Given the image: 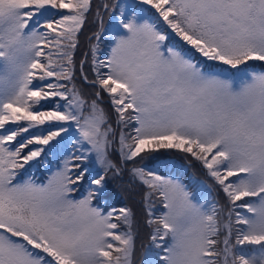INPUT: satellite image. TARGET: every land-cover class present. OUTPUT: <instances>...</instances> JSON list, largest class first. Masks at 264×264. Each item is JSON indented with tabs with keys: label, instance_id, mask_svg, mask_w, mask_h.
Masks as SVG:
<instances>
[{
	"label": "snow or ice",
	"instance_id": "1",
	"mask_svg": "<svg viewBox=\"0 0 264 264\" xmlns=\"http://www.w3.org/2000/svg\"><path fill=\"white\" fill-rule=\"evenodd\" d=\"M125 171L140 264H264V0H0V264H134Z\"/></svg>",
	"mask_w": 264,
	"mask_h": 264
},
{
	"label": "trees",
	"instance_id": "2",
	"mask_svg": "<svg viewBox=\"0 0 264 264\" xmlns=\"http://www.w3.org/2000/svg\"><path fill=\"white\" fill-rule=\"evenodd\" d=\"M95 3H100V0H94ZM111 2V0H110ZM117 2H123V0H117ZM105 27L111 23V18L108 14L104 15ZM100 28L99 22L93 23V18L90 16L88 23L84 26L80 34V47L77 49L75 54V59L77 61V66L79 65V60L83 58V54L88 50V37L93 33L98 31ZM102 52H107L106 41L101 42ZM49 164H39L34 168L29 169V172L34 174L39 182H43L48 174V169L52 167L56 161L52 160L51 157H47ZM160 159H167L169 161V167L162 168L159 163ZM143 165L146 168H151L153 170L160 171L164 175H175L184 179L189 184H195L197 181H202L205 176L200 169L198 164H189L187 161L183 160L179 154L174 153H163L156 155L155 159H146L143 161ZM131 177L127 171L124 172L123 176L117 178L116 180L110 181V187L112 189V196L109 200L110 204L121 205L127 204L132 207L136 212L137 219V237H136V251L133 257L134 264H140L141 255L143 252L142 245L147 243L148 240V229L143 225L142 218V206L140 203V193L141 188L138 184H132L129 186Z\"/></svg>",
	"mask_w": 264,
	"mask_h": 264
},
{
	"label": "rangeland",
	"instance_id": "3",
	"mask_svg": "<svg viewBox=\"0 0 264 264\" xmlns=\"http://www.w3.org/2000/svg\"><path fill=\"white\" fill-rule=\"evenodd\" d=\"M44 181V180H43Z\"/></svg>",
	"mask_w": 264,
	"mask_h": 264
}]
</instances>
